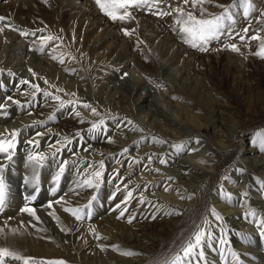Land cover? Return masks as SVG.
Instances as JSON below:
<instances>
[{"label":"rangeland","instance_id":"obj_1","mask_svg":"<svg viewBox=\"0 0 264 264\" xmlns=\"http://www.w3.org/2000/svg\"><path fill=\"white\" fill-rule=\"evenodd\" d=\"M8 1L0 0V4L6 5ZM37 3L45 9H43L45 12H29L25 16V20L27 23L35 17L37 18L35 20L38 21L37 24L42 25L43 28L28 29L27 24L23 25L18 22L19 27L15 26L8 29L4 26L3 21H0V59L6 58L7 61H10L0 65V82L5 80H10L11 83L16 82L15 79L21 74L37 76L36 71L41 69L45 72H52V75L49 76V79L52 80L51 90L54 93L52 95L54 98L59 96L64 104L55 110H51V115L41 125L17 128L16 123L10 117L0 120V130L3 131L7 128L9 133V135H5L4 132H0V138L4 140L15 139L16 144L15 148L12 149L13 158L11 160L7 159L6 153H0V160L5 159L4 163L0 165H5L3 175L7 184L5 208L3 212H0V248H8L20 256L33 258L28 264H48L49 261L82 264L83 261L85 263L87 260L89 262L96 261L97 264H110L111 260L116 263L114 256H117V264H126L128 261L136 260L134 258L145 256L142 253L133 252V249L131 250L133 254L117 251L116 249L121 246L118 243L115 242V246H112L111 242H102L100 237L97 238V229L91 228V225L99 223L104 216H109L120 222L115 228V235H120L123 231L131 235H146L147 246L148 248L152 246L151 250H153V256H151L148 264H162V262L171 261L177 254L183 256L182 248L188 241H194L195 233L201 229H205L206 232L204 246L200 249L204 255H197L194 252L190 258H184L182 264H264V236L260 235L264 231L261 228V222H264V213L259 212L253 203H248V206L243 208V204H241L243 198L230 193L232 188L243 187L245 191L243 197L245 195L252 197L249 202H255L256 197L258 200L264 201V188L258 184L260 179L257 181L251 179V183L248 185L243 184L237 178L245 174L246 170L241 169L236 172L234 166L232 172L226 174L227 176L224 175L220 179L221 181L207 192L206 199L209 202L208 207L217 210L216 212L221 216H225L224 212L230 211V209H239L243 212L238 218L246 223V226L243 225L240 229L250 230L247 238H252L253 243L257 245L234 239L222 228L223 231L221 232L216 230V227H220L222 222L209 213L210 218L206 220L207 226L205 227L201 222L202 220H199L200 218L194 212L177 223H162L160 220L167 221L171 215L163 217L153 211V204L149 203L144 206L138 203V193H136L134 186L126 189L122 179L110 172V168L114 166L117 167L120 174L130 168L131 178L143 176V180L147 181L148 177L144 174L149 172L144 170L146 167L152 168L155 166L154 164L170 167L171 164L175 165L174 159L178 155H182L214 173V166L198 157V153L203 148L198 150L192 146L201 140L202 143H209L214 149H223L224 144L222 140H219L218 132H222L227 138L229 137L235 142L234 135H240L238 131H241V142L232 157L235 164H237V160L245 161L246 157L251 155V147H261L260 139L261 134H264V116H261L260 111L253 108V104L257 101L264 102V77L254 75L256 68H263L264 70V59L258 58L256 54L260 51L261 41L264 39V0H205L201 7L206 9V12L200 11L195 4H184V0H149L147 4L142 6H129L127 11L130 12V18L115 21L100 9L96 0H64L56 4L53 0H39ZM249 4L251 7H248ZM177 7H183L186 11H193L198 18H211L213 15H221L227 9L232 18L224 21L225 27L221 36L211 40L206 45L208 51H201L199 47L193 48L185 42L184 34L180 31L181 24L177 23L178 19H181V14L175 11ZM124 11L125 9H119L118 14H123ZM158 12L169 13V15H157ZM4 17V21H12L11 18ZM51 20L55 30L50 28L53 25L48 26ZM79 20L83 21L78 24ZM256 27L257 31L251 30ZM260 27L263 30H260ZM245 28L248 29L247 33L243 31ZM124 29L131 32V35L125 34ZM9 31L11 32L9 33ZM13 32L16 36L12 41L11 33ZM24 32L29 34L23 35ZM252 32L253 34H251ZM73 33L78 35L70 40ZM241 35L245 36L244 40L239 38ZM254 35H258L261 40L250 39ZM47 36H52L54 39L45 43L41 37ZM14 41L15 44L23 46L22 51L8 55L4 48ZM230 44L237 45L239 51H233L226 47ZM42 45L43 51L40 50ZM107 50L110 53H118L119 58L115 61L114 55L110 54L106 60L103 58L97 64L91 55ZM175 55H177L175 60L171 61ZM54 57L56 58L54 59ZM27 60L28 63L24 64ZM112 65L120 67L115 81L119 80L120 77H127L134 83H149L157 86L163 94L160 98L162 107L169 109L168 107L171 105V109H173L171 113L175 120L177 119L181 127L191 131V133L187 132V135L181 134V131L177 133V131H173L176 130L177 126L172 128L165 124L172 128V132H167V134L161 131L164 139L161 144L169 146L173 142V145L168 147L171 153L162 154L159 157H167V159L168 156L174 157L173 160L171 159L166 163L156 161L150 164V161L153 160L149 157L153 156L154 159L157 155L154 153L147 155L146 151H143L144 156L140 162L131 158L126 160L132 153V149L140 150L151 143L145 140L130 144L128 138L117 135L109 126L110 124L125 122L130 127L136 126L135 132H139L141 135L155 137L156 135H153L154 131H152L153 133L146 132L150 126L147 123L149 117L145 116L147 110L133 111L129 107L128 101H125L123 94L114 92L115 90H111L110 85L104 83V76L110 73L104 69L115 71L118 69ZM5 69H9V72ZM43 79L45 78L43 77ZM160 79L167 82L160 81ZM25 80L28 81V79ZM172 85L182 91L184 90V94L192 100H186L178 94H174L172 91L178 89H173ZM74 87L76 88L74 89ZM99 87H101L100 90ZM77 91L85 94L84 96L87 95L86 104L91 105V108L84 107L85 104H79L80 99L72 96L80 95ZM229 92L232 93V96ZM10 94L12 92H0V104L3 106L14 105L15 101L7 99ZM69 100L72 103H69ZM43 103L44 101L36 99L32 105L31 100L24 99L22 101L24 108L20 111H12V114L20 117L33 115V112L40 109ZM59 103L61 104V102ZM213 107L223 108V120L220 119L222 126L218 121L216 123L210 121L211 113L209 110ZM111 108L116 109L120 114L111 115V117L104 115V113L110 112ZM92 109L96 111L93 112ZM70 112H78L79 115H84L83 117L86 119L94 115L97 116L99 120L95 124L99 127L93 128L94 123H90L89 129L81 128L72 135L65 137L66 141H71L64 148L59 150L58 146L56 150L48 153V147L58 140L49 137L41 141V139L35 140L34 137L50 127L65 129L68 124L63 120L70 116H68ZM0 115L3 114L0 112ZM7 115L10 116L8 112L4 114V116ZM101 121H103L102 124ZM158 121L163 120L160 118ZM199 121L203 124L199 125ZM16 130H18V134L13 138L12 133ZM199 130L202 137L193 135V132H199ZM204 138L206 141L203 140ZM104 139H116L118 143L121 140H127L125 143L127 151L122 149L109 157L101 156V159L93 162L97 165L92 168L89 167L91 163L88 161L77 162L72 160L71 163L66 158L72 153L83 151L84 145L87 143L114 148L115 143L106 145L103 142ZM28 143L30 144V151L25 150ZM177 145L179 147H176ZM252 152L253 154L264 155L263 150H253ZM35 153L46 157L39 165L28 160V156H34ZM65 161L66 164L63 163ZM101 162H103V167H101ZM61 167L64 168L63 172L60 171ZM96 171L101 172L98 183L94 178ZM233 174H235L234 178H232ZM88 180H92L94 186L89 185ZM156 180H158L156 183L147 182L143 187L151 184L152 190L168 196L169 202L176 203V205L183 202L184 199L177 197L176 194L177 190L183 189L180 181L173 177L162 178L161 180L160 178L151 179V181ZM33 185L39 187V192L37 199L29 202L25 200V197L37 194ZM53 188L56 189L55 194L52 192ZM129 191L133 194L131 198L127 195ZM76 192L81 193V198L79 197L78 201L70 198ZM111 193H113L114 198L112 197L108 201V196ZM60 197H63V201L56 203ZM191 198H194V195H191ZM174 199L179 200V202H175ZM48 201L53 202L52 211L49 212L44 210ZM126 201L127 204L124 208L122 206L117 207ZM25 203H29L30 207H35L36 212L40 210L46 215V218L37 213L40 217L37 220L27 213H21L20 208ZM89 204L90 206H88ZM168 205L169 203H166V206ZM77 208L83 210L84 219L78 220L72 211L66 210ZM125 209L127 210L125 211ZM9 210L13 213H10ZM122 211H124L123 216H121ZM16 215L28 223L26 226L24 224L26 227L22 234L24 239L29 237L35 244L36 239L43 235L41 239L48 245L46 248H49L50 245L58 246L56 250L59 253L58 256L45 257L34 254V246L24 244V239L21 240V232L19 233L13 227L12 230H9L5 222L10 220L11 216ZM67 218L74 221L75 226L77 225L76 229L80 234L79 240L82 245L79 252L83 250L86 244L90 247L89 250L77 254L66 248L68 244L62 240V237L68 235L65 230L69 231L70 228ZM129 218H131V222H129ZM150 225L152 227H149ZM221 239L226 242L220 243ZM99 240L102 244L96 249L93 247V243ZM30 244L33 243L30 242ZM99 248L100 250H98ZM245 249H252L253 252L244 251ZM233 252L237 254L236 257L233 256ZM70 255L77 256L78 259L74 260L69 257ZM3 264H24V260L9 256L4 258Z\"/></svg>","mask_w":264,"mask_h":264},{"label":"bare ground","instance_id":"obj_2","mask_svg":"<svg viewBox=\"0 0 264 264\" xmlns=\"http://www.w3.org/2000/svg\"><path fill=\"white\" fill-rule=\"evenodd\" d=\"M53 1H54V4H56V3H61L64 0H62V1L61 0H53ZM37 2H39V0H9L6 5L0 4V16H2V17L7 16L8 18H11V20H12L11 22L3 21L4 26H6L8 29L11 27L14 28L15 26L19 27L20 25L18 24V22H21L20 24H23V25L27 24L28 26H26V27L28 29H35V28H39V27L43 28L42 25L37 24L38 21L35 20V19H37L35 17L34 18L32 17L34 20L32 19L27 23L25 20V16L27 14H29V12H33V11H36L38 13L45 12V11H43L44 8H42ZM263 13H264V11H263ZM82 21L83 20H79L77 23L79 24ZM53 24L54 23L51 20V22L48 24V26L49 25L51 26ZM129 24L133 25V23H131V22H129ZM54 27H55L54 25L51 26L50 27L51 30L52 29L55 30ZM261 29L262 28L260 27V30ZM251 30L257 31L258 29L256 27V28H253ZM10 32L11 31H9V33ZM251 34H253V32ZM77 35L78 34H76V33H73L72 36L70 35L71 36L70 40L73 37L75 38ZM14 36H16L14 34V32L11 33V37L13 38V39L11 38L12 41L14 40ZM262 40L264 41V39H262ZM98 41H99V37H98ZM22 48H23V46L15 44V41H14V43L10 42L9 44H7L4 48V50L8 52V55H14L15 53H20V51H22L21 50ZM110 54L114 55L115 61L119 58L118 53H116V52L110 53L109 50L104 51L103 53H99V54L94 53L91 56H93V59H95L94 61L97 62V64H98L103 60V58L106 60V58ZM176 56L177 55L173 56V58H171V61H174ZM101 57H102V59H101ZM257 57L264 59V57H262L260 55H257ZM9 62L10 61H7L6 58L0 59V65H4V63H9ZM162 62H164V61H162ZM26 63H28V60L24 64H26ZM112 66H114L115 68H118V69L116 71L104 69V70H107L110 72L108 75L104 76V80H105L104 83L106 85H110L111 90H113V91L115 90L114 92H116L118 94L119 93L123 94L125 101L126 102L128 101V103L130 105L129 107L133 111L147 110L145 113V116L147 115L149 117L147 123L150 126H149V130L148 131L146 130V132L153 133L152 131H154L153 135L154 134L156 135V137L155 136H148V135H141V134H139V132H135L136 126L130 127V125L126 124L125 122L110 124L109 126L112 128V130H114L117 135L127 137L128 141H130V144L138 143L140 141H145V140L147 142L151 143L149 146H146L143 149L141 148L140 150L139 149H132V153L130 154L129 157H127L126 160L131 158L132 160H137L140 162V160L144 156L143 151H146L147 155L149 153H154L157 155L154 159H153V156H150V159L153 160V161H150V164L154 163L156 161L161 163L162 160L166 161V162L171 161V159L173 160L174 157L168 156V159H167V157H164V158L159 157L162 154L165 155L169 152L171 153V151H169L168 147L173 145V142H171L169 146L161 144L164 142V139L161 135V131L164 133L165 132L166 133L172 132L171 129L176 127V126L178 128L176 127V130H173V131H177V133L178 132L180 133V131H181V134L187 135V132L191 133V131H187L185 128L181 127L180 124L177 122V119L175 120V118L173 117V115L171 113L173 110V109H171V105H169V107H168L169 109H164L162 107V103L160 101V98H162L163 94L161 93V91L158 89L157 86H155L153 84L151 85L149 83L148 84L147 83H137V82L134 83V82H131L127 77H124V78L120 77L119 80L115 81L117 79L118 74H119L120 67H118L116 65H112ZM5 70L8 71L9 69H5ZM37 71H36V73L38 74L37 76H29V75H25V74L20 73L21 75H18V78L15 79L16 82H13L16 85L11 83L10 80H5L4 82L3 81L0 82V92H5V93H8V92L11 93L12 92V94H10V97H12L11 101H15V102L19 101V103H15L12 106L4 105L3 109H0L1 114H3L2 116L0 115V120H2V118L5 119L6 117H8V118L10 117V119H12L14 123H16L17 128H20V127L26 128V127H29V125H35V126L41 125L47 121L46 120V119H48L47 117H49L51 115L50 114L51 110H53V109L55 110L56 108L61 106V104L59 103L60 101L56 100L54 98V96L52 95V94H54L52 92L53 90H51L52 80L49 79V76L52 75V72H45L43 69L37 70ZM254 75L264 77L263 68H258V69L256 68ZM10 76H12V75L10 74ZM43 77L45 79H43ZM25 79H28L29 83L28 84H21L20 81L25 80ZM160 81H163L165 83L167 82L166 80H161V79H160ZM32 84L38 85L39 90L37 91V90L33 89ZM74 86H75V84H74ZM75 88L76 87H74V89ZM100 88L101 87H99V90H100ZM172 88L178 89L176 91H172V92H174V94H178L180 97L185 98L186 100H192L191 98L187 97L184 94V92H185L184 90L182 91L180 88H177L176 86H173V85H172ZM74 89H73V91H74ZM34 92H35V95H33ZM77 92H75V93H77ZM45 93H48L49 95H45ZM229 93L232 96V93L231 92H229ZM79 94L80 95H72V96H74V98L76 97L77 99H80L78 101L79 104H86L88 101L87 95L84 96L85 94H83V93H79ZM24 99L31 100L32 105L34 104V101H36V99L44 101V103L40 109L33 112V115L20 117V116H17L15 114H12V111H20V110H22V108H24L22 106V101ZM69 101H71V100H69ZM253 108L260 111L261 116H264V115H262V114H264V102H261V103H260V101L255 102L253 104ZM222 109H223L222 107L221 108L213 107L209 110L211 113L210 114L211 115L210 121L212 123H216L218 121V123H220L221 126L223 125L222 122L220 121V119L223 120V115H224L222 113ZM6 112H8L10 116H8V115L4 116V114ZM118 113L120 114V112H118L116 109L111 108L110 112L104 113V115L106 114V115L111 117V115H119ZM68 116L69 117H67V119L63 120L68 124V126L65 129L50 127L47 130L41 131L39 135L34 137L35 140L41 139V141L44 139H47L49 137H52L53 140H56V141L58 140L57 142L55 141L56 142L55 144L48 147V149H47L48 153H50L52 150H56V148H58V146H59V150L61 148H64L65 145L71 141V140L66 141L64 139L65 137H67L68 135H72V133H74L75 131H77L81 128L89 129L90 123H95L96 121L99 120V118L95 115L93 117H89V118L87 117L88 119H86V117H83L84 115L81 116V115H79L78 112H76V113L70 112L68 114ZM83 118H85V119L83 120ZM160 118L163 121H158V120H160ZM81 120H83V121H81ZM165 124L170 125L172 128L166 126ZM202 124H201V121H199V125H202ZM31 127H34V126H31ZM0 132H4L5 135H7V134L9 135L7 128L4 129L3 131L0 130ZM238 132L240 133V135H238V134L234 135L236 138L235 142H233L229 137L227 138L222 132H218V136L220 135L219 140H222V142L224 144V148L221 150L214 149L209 143H207V142L202 143L201 140H199V142L195 143V145L192 146V148H195V149L198 148V150H201L203 148L202 151L198 153V157L201 160H203L204 162H206L208 164H212L215 168L214 173L211 171H208L206 168L202 167L201 165L194 163L191 159H188L186 156H182V155H178L174 159L176 161L175 165L171 164L170 167H165V166L160 165V164H157V165L154 164L155 166L152 168H149V169L146 167L144 170H148V172H149L147 174H144L145 176L148 177L147 181L143 180L144 179L143 176L131 178L132 172L130 171V168H129V170H127L123 174H120L119 171L117 170V167L114 166V167L110 168V172L122 179L121 181L125 183L124 186L126 189L134 186L136 193H138L137 194V198L139 201L138 203H141L144 206L149 204V203L153 204L154 205L153 211H155L156 213L160 214L163 217H168L171 215V217L168 218L167 221L162 219L163 221L160 220V222H162V223H165V222H174L175 223L176 222L177 223L180 220H182L183 218H185L187 215H189L191 213L193 214V212H194V214L198 215V217L200 218L199 220H202L201 222L205 227V226H207L206 220H208L210 218V215L216 217L215 214L217 213L216 212L217 210L211 209L208 207L209 202L206 199V194L213 186H215L217 183H219L221 181L220 179L223 178L224 175L232 172V168L234 166H235L236 172L241 170V169L246 170L245 174H242L241 177H237L239 180H241V182L243 184L249 185L251 183V179H254L255 181L260 179L259 180L260 182H258V184L263 186V188H264V155H259L257 153L253 154V152H252L253 150L254 151H262V150L264 151V149L262 147H251L250 148L252 150V151H250L251 155L246 157L245 161L237 160V164L233 163L234 161L232 160V157H233L234 152L236 151L237 147L239 146V144L241 142V131H238ZM149 133H147V134H149ZM193 133L192 134L195 136L202 137L200 130H199V132H193ZM96 138L99 139V137H96ZM203 140H205V138ZM103 142L106 145L110 144V143H112V144L115 143L114 148H108L104 145H98L95 143H93V144L87 143L86 145H84L83 151L75 152L74 154L72 153L71 155H68L66 158L71 163H72V160H75L77 162L88 161L89 163H91L89 165V167L92 168V167H95L97 165V164H93V162L95 160L101 159L102 158L101 156L109 157L111 154H115V153H118L119 151H121L122 149H126L125 143L127 142V140L126 141L121 140L118 143L116 141V139H114V140L104 139ZM25 150L30 151V144L29 143L25 146ZM176 151H178V150H176ZM65 153H67V152H65ZM177 153H179V152H177ZM35 155H37V153H35L34 156ZM4 160L5 159H1L0 164L4 163ZM131 163H133V161H131ZM164 174H166V176H163ZM219 174H221V175L219 176ZM172 177L175 178V180L180 181L181 185L183 186V189L177 190L178 192L176 193L177 197L184 199L181 204L176 205V203L169 202L168 196L161 195V193L154 192V190H152L153 187L151 184L149 186L143 187V185H145L147 182L156 183L158 181V180L151 181V179L155 180V178H160V180H161L162 178H172ZM234 177H235V174H233L232 178H234ZM253 186L255 187V185H253ZM255 188H258V187H255ZM244 192L245 191H244L243 187L232 188L230 190V193H232L234 196L243 198V201L241 203V204H243L242 205L243 208H245L248 203H253V204H255L254 207L259 212L264 213V201H262V200L260 201L256 197L255 202H249V200L252 197H249L248 195H245L243 197ZM191 195H194V198H191ZM79 197L81 198V193H79V192L78 193L76 192V193H74V195L70 196L71 199H74L77 201H78ZM108 197H109L108 201H110L113 197V193H111ZM185 198H187V199L185 200ZM174 200H175V202H177V201L179 202V200H177V199H174ZM229 200L231 201V199H229ZM166 203H169V205L166 206ZM126 204H127V201L124 202L123 204H121L120 206H122L124 208ZM171 204H173V205H171ZM44 210H46L48 212L52 211L51 208H48L47 206L45 207ZM37 211H38L37 213L41 214L43 216V218L44 217L46 218V215H44V213H42L40 210H37ZM9 212L13 213L11 210H9ZM208 213L210 215H208ZM224 213H225L224 214L225 216H222L223 219L220 220L222 222V225H221L222 227L221 226L216 227V230L218 229V230H220V232L224 230L226 233L228 232L232 236V238H234V239H239L243 242H250L253 245H257L255 243H253L254 240L252 238H250V237L247 238L250 230H246V229L241 230L240 229V228H242L243 225L246 226V223H244L242 220H239V218H238V216H240L243 212H241L239 209H234V210L230 209V211H226ZM17 216L18 215L11 216L12 218L10 220H7L5 222V225L8 227L9 230L13 227L15 230L19 231V233L21 232L20 233L21 238H22L21 240H23L24 236L22 234L24 232V228H26V227H24V224L26 226L28 223L27 222L25 223V221H24L25 219L23 220L24 221L23 222L22 219L20 217H17ZM67 219H68V222L70 224V228H69V231L64 229L66 232H68V235L62 237V240L68 244V246H66V248H68L70 252H72V253L76 252L77 254L82 253L84 250H89L90 247L88 246V244H86L84 246L83 250L81 252H79L80 249L82 248V245L80 244V240H79L80 234H78V230L76 229L77 225L75 226L74 221H71L69 218H67ZM119 224H120V222H118L115 218L112 219L109 216H104V218H102L99 223L92 224L91 228L97 229V231H96V234L98 235L97 238L100 237V239L103 240L102 242H106V241L111 242L112 246H115L114 245L115 242L118 243V245H121L119 248L116 249L117 251H123V252L128 253L129 251L131 252V250L133 249V252H138V253H142V255H145V256H139L137 258H134L136 260H132L130 262L128 261V262H126V264H148L151 256H153V250H151L152 246L149 248L147 246L148 240H147L146 235L145 234L131 235L130 233L129 234L125 233L123 230L122 231L125 234L122 232V233H120V235L119 234L115 235L114 234L115 228H117ZM79 225H81V224H79ZM149 227H152V226L150 225ZM12 234H13V231H12ZM42 236L40 235V238L36 239L37 241H35V244H34V241H31L32 240L31 238L26 237V239H24V242H25L24 244L30 245V246L33 245L35 248L33 250L34 254H39V255H42L45 257L58 256L59 253L56 251L58 246L55 247L54 245H50L49 248H46V246H48V245L45 243V241L43 239H41ZM18 238H19V236H18ZM13 241H14V239H13ZM30 242H32L33 244H30ZM100 244H102L100 242V240L96 241L93 243V247H96V249H97ZM44 247H45V249H44ZM26 249H27V247H26ZM98 250H100V248ZM28 251H31V250L28 249ZM244 251H252L253 252L252 249H245ZM89 256L91 257V254ZM69 257H71L74 260L78 259L77 256H73V255H70ZM114 258L116 259V263L111 260L110 264H117V256H114ZM80 262H82V261H80ZM82 264H97V262L96 261L89 262L87 260V261H85V263L83 261ZM105 264H107V263H105ZM118 264H122V263H118Z\"/></svg>","mask_w":264,"mask_h":264},{"label":"snow or ice","instance_id":"obj_3","mask_svg":"<svg viewBox=\"0 0 264 264\" xmlns=\"http://www.w3.org/2000/svg\"><path fill=\"white\" fill-rule=\"evenodd\" d=\"M148 2L149 0H96V3L99 5L100 9L104 11L105 14L111 17V19L114 21L115 20H125V19L130 18V13L127 11V8L129 6L131 5L142 6L144 4H147ZM189 3L195 4L200 9V11L206 12V9L201 7L205 3V0H184V4H189ZM248 7H251V5L249 4ZM119 9H125L124 13L118 14ZM175 11L181 14V19H178L177 23L181 24L180 31L184 34L185 42L190 44L193 48L199 47L201 51H208V48L206 47V45H208V43L211 40L218 39L221 36L224 30V27H225L224 21L226 19L232 18L231 14L227 11V9H225V12L223 14L213 15L211 16V18H205V17L198 18L193 13V11L191 10L186 11L183 7H177ZM161 14L169 15V13H159V12L157 13V15H161ZM246 14H247V9H246ZM4 20H5V17L0 16V21H4ZM243 31L247 33L248 29L245 28ZM124 32L127 35H131V32H129L127 29H124ZM22 34L28 35L29 33L24 32ZM32 35H35V33H32ZM239 38L241 40H244L245 36L241 35L239 36ZM52 39H54L52 36L41 37V40L45 43L48 41H51ZM250 39L261 40V38L258 35H254ZM226 47L231 48L233 51H239L238 46L235 44L226 45ZM40 50L41 51L44 50L43 45ZM256 54L264 57V41H261L260 51H258ZM55 58L56 57H54V59ZM20 83L28 84L29 81L21 80ZM32 88L37 91L39 90V87L36 84H32ZM33 95H35V92L33 93ZM45 95H49V94L45 93ZM7 99L12 100V97L9 96ZM55 99L60 100V97L56 96ZM60 102H61V105L64 104V101L60 100ZM16 103H19V101H16ZM69 103H72V102L69 101ZM0 107H3V105L0 104ZM84 107L91 108V105L85 104ZM92 111L95 112L96 110L92 109ZM102 123L103 121H101V124ZM92 126L93 128L99 127V125L95 123ZM17 134H18V130L12 133V137L14 138ZM260 145L262 148H264V134H261ZM15 146H16L15 139L4 140L0 138V153H6L8 160H11L13 158L12 149H14ZM176 147H179V145H177ZM125 151H127V149H125ZM44 159H46V157L41 154H37L35 156L33 155L28 156V160L30 162H33L36 165L41 164L44 161ZM63 163L66 164L67 162L65 161ZM161 163H166V161L162 160ZM4 167L5 165H0V212L4 211L5 203H6V196H7V184L5 182L4 175H3ZM101 167H103V162H101ZM60 171L63 172L64 168L61 167ZM100 176H101L100 171H96L94 173V178L96 179L97 183L99 181ZM87 183L89 185H93L92 180H88ZM33 187L35 188L37 194L26 196L25 197L26 201L31 202L37 199L39 187L37 185H33ZM52 192L53 194H55L56 189L53 188ZM127 195L129 198H131L133 194L131 191H129ZM62 201H63V197H60V199L57 200L56 203H61ZM46 206L48 208H52L53 202L48 201ZM88 206H90V204ZM117 207L119 208L120 205H117ZM66 210L72 211V214L78 220H82L85 218L82 209L77 208V209H66ZM126 210L127 209H125V211ZM20 212L27 213L30 216L35 217V219L37 220L40 219V217L37 215L36 208L30 207L29 203H25L20 208ZM51 214H54V213H51ZM123 215H124V211L121 212V216ZM216 218L218 220L223 219V217L220 216L219 213H216ZM129 222H131V218H129ZM261 228L264 229V222H261ZM260 235L264 236V231H262ZM205 240H206V232L203 229L197 231L194 236V241L193 240L188 241L187 244L182 248L183 256L177 254L173 258V260L162 262V264H182V261L184 260V258H190L194 254V252L197 255H204L203 251L200 249L203 248ZM225 242L226 241L224 239L220 240V243L222 244ZM127 254H133V253L129 252ZM9 256L15 257L18 260H24V264H28V262L33 259L31 257L25 258L23 256H20L17 253L10 251L8 248H0V264H3L4 258L9 257ZM233 256L236 257L237 254L233 252ZM48 264H65V262L64 261H49Z\"/></svg>","mask_w":264,"mask_h":264}]
</instances>
